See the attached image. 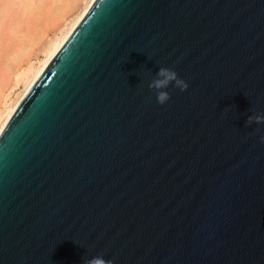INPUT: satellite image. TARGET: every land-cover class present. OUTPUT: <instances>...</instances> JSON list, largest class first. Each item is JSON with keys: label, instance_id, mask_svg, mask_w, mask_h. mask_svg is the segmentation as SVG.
Instances as JSON below:
<instances>
[{"label": "water", "instance_id": "water-1", "mask_svg": "<svg viewBox=\"0 0 264 264\" xmlns=\"http://www.w3.org/2000/svg\"><path fill=\"white\" fill-rule=\"evenodd\" d=\"M250 116L264 0H93L0 130V264H264Z\"/></svg>", "mask_w": 264, "mask_h": 264}, {"label": "bare ground", "instance_id": "bare-ground-1", "mask_svg": "<svg viewBox=\"0 0 264 264\" xmlns=\"http://www.w3.org/2000/svg\"><path fill=\"white\" fill-rule=\"evenodd\" d=\"M93 0H0V130Z\"/></svg>", "mask_w": 264, "mask_h": 264}, {"label": "clouds", "instance_id": "clouds-1", "mask_svg": "<svg viewBox=\"0 0 264 264\" xmlns=\"http://www.w3.org/2000/svg\"><path fill=\"white\" fill-rule=\"evenodd\" d=\"M174 82L175 86L182 91L187 90L189 85L181 78H179L178 73L169 68H159V71L156 73V78L152 80L149 87L156 91L158 102L163 105L169 99L170 95L165 90ZM255 123H264V116H250L247 120V124ZM85 264H113L110 260H105L102 257H94L90 260L85 261Z\"/></svg>", "mask_w": 264, "mask_h": 264}]
</instances>
